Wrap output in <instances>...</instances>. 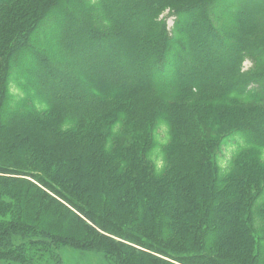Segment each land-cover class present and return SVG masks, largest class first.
Masks as SVG:
<instances>
[{
  "label": "rangeland",
  "instance_id": "obj_1",
  "mask_svg": "<svg viewBox=\"0 0 264 264\" xmlns=\"http://www.w3.org/2000/svg\"><path fill=\"white\" fill-rule=\"evenodd\" d=\"M44 1L6 5L0 50ZM136 32L169 37L145 65L151 90L60 110V129L0 128V264H264V146L242 124L264 111L250 101L264 54L243 48L264 47V0H60L13 61L0 56L1 122L45 112L62 86H130Z\"/></svg>",
  "mask_w": 264,
  "mask_h": 264
},
{
  "label": "trees",
  "instance_id": "obj_2",
  "mask_svg": "<svg viewBox=\"0 0 264 264\" xmlns=\"http://www.w3.org/2000/svg\"><path fill=\"white\" fill-rule=\"evenodd\" d=\"M12 1L13 0H0V13L3 11L5 12L6 5L10 4ZM59 2L60 0H47V1L45 0L44 2H42V4L37 5L36 11L38 12V16H39L38 19L36 18L33 22L28 23L26 26L19 25V27L11 31V34L13 32L15 34L13 38L17 37V40L15 39L16 41H14L11 45L10 44L4 45L1 48L2 50H0V56L5 55L7 63L10 61V59L13 61V59L17 56V54H19L20 52L19 49L27 45V41H26L27 38L25 36L30 34L31 31L37 27L42 17L46 15L47 13H50L52 11V7L57 6ZM201 3L202 2H198L197 4L194 5V7H198ZM139 10L142 11L143 13H149L148 11L152 13V11L153 12L156 11V7L152 8L151 6L150 7L147 6V7H142ZM254 10H255V7H254ZM120 21H121L120 26H123V24L125 23V19L123 17H120ZM244 26H247V24L245 23V21H242V27ZM208 30L209 32L213 31L211 28L210 29L208 28ZM91 33H93V30H91ZM213 33L212 32L207 33L206 36L208 35L214 36ZM162 35L163 37L162 36L161 37L160 36H150L149 38V36H146V35L142 36L141 32L139 33L136 32L135 34L131 36L132 37L131 48H134L133 51H131L132 56H134V57H131V63H132L131 65L134 69H137V70L132 71V74H129L125 77L127 80L133 79V81H130L131 84L130 86H128L129 88L124 87L123 85L119 86L120 84L119 81L123 80L122 78L123 76L121 75L119 78H116V79H111L112 77L109 78V80L110 79L115 80V81L117 80L116 83L118 87L113 92L108 91V90L107 91L102 90V92L100 91V93H96V94H93L92 96H88L84 98L82 96L80 97L77 96V93H75L74 89L67 87V86L66 87L62 86L60 89V92L58 94H55L54 98L50 99L51 101L50 107L46 109L45 112H37L36 110H20L18 113H16V115L11 116L10 117L11 119L8 117L7 119H4V121L2 122L0 120V128L16 131L17 133H18L17 131L18 127H21L20 130L23 131L25 127L27 126L30 127V126L35 125L39 127H44V126L50 125V123H52L55 127L58 128L59 125L58 124L56 125L52 122L53 121L52 117L54 113L60 110H68L70 108L75 107V108H81V109L83 108L85 113L86 112L92 113L96 111L97 107H104L106 101L119 100L123 97L124 98L128 97L133 89H138L140 91H143L146 89L151 90L152 85L146 79L145 70L147 67H145V65L150 62L155 63V61H159L165 58L169 37L165 33H163ZM245 43L248 44L247 41H245ZM243 48L249 49L250 52H257V53L264 54V47L258 48L255 45H249V46L244 45ZM35 57L38 59V61H40L39 64L41 65V67L49 64V62L46 59L38 57L37 54H35ZM262 61L264 62V60ZM7 63L5 64L6 69L9 68ZM136 72H139V73L135 74ZM65 77L67 78V80L70 79V76L68 74L67 75L65 74ZM65 77L62 75L57 78L58 79L57 81H61ZM259 77L264 79V72L260 73ZM107 79H108L107 77L105 76L102 77L101 75L100 80L110 82ZM53 80H55V78H53ZM72 80L74 81V79ZM219 87L224 88L223 85H219ZM256 91H260V92L255 93L253 91L255 95H254V98H252V100L250 101H256L260 103L264 102V81L262 84H258V87H256ZM64 92L69 93V95L65 96L64 94H62ZM252 96L253 95H249L248 97H252ZM58 99H64V101H58ZM58 102H62L63 104H59ZM254 104H257V103H254ZM125 113L127 114V112H123L122 114L125 116L126 115ZM53 119L55 118L53 117ZM89 119H92V117ZM98 119L100 121H103L101 120V118H98ZM84 121L83 120L79 121L75 119L74 123L72 124L71 129L77 131L78 129L84 128V125H83ZM135 121L128 114V116L124 117L123 119V126L127 127L129 125H133L135 124ZM242 124L246 126L245 127L246 129H249L250 140L256 142L260 146H264V111H260V113L254 114L253 116L249 115V116L242 117ZM73 134H76V133H73ZM65 135L68 136L69 134L65 133Z\"/></svg>",
  "mask_w": 264,
  "mask_h": 264
}]
</instances>
